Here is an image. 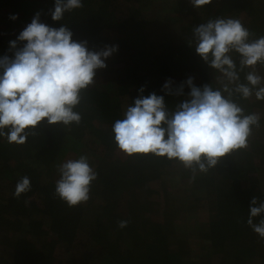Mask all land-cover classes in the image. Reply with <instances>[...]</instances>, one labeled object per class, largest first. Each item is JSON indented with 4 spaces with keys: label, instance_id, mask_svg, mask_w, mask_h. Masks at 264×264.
<instances>
[{
    "label": "trees",
    "instance_id": "trees-1",
    "mask_svg": "<svg viewBox=\"0 0 264 264\" xmlns=\"http://www.w3.org/2000/svg\"><path fill=\"white\" fill-rule=\"evenodd\" d=\"M82 4L53 21L55 0H0V58H14L26 43L19 34L37 14L51 28L67 27L90 51L117 49L82 92L78 125L42 121L23 145L0 138V264H264V238L246 223L252 198L264 201V99L255 90L247 99L232 96L245 115L260 116L247 148L206 173L194 174L166 157L129 156L117 148L112 132L141 96H162L172 110L188 97L189 78L196 87H220V74L195 51L194 29L209 19L233 18L257 39L264 36V0H212L201 8L191 0ZM231 55L239 71L240 57ZM253 70L264 77V63H258L239 71V82L246 83ZM168 81L171 95L163 88ZM182 84V94L175 95ZM81 155L98 178L89 201L69 207L54 195L57 165ZM172 173L178 176L175 188L163 185ZM24 176L31 190L17 198L15 186ZM124 220L129 223L121 229Z\"/></svg>",
    "mask_w": 264,
    "mask_h": 264
},
{
    "label": "clouds",
    "instance_id": "clouds-1",
    "mask_svg": "<svg viewBox=\"0 0 264 264\" xmlns=\"http://www.w3.org/2000/svg\"><path fill=\"white\" fill-rule=\"evenodd\" d=\"M212 0H191L196 8ZM82 0H55L53 21H60L64 13L82 8ZM15 19V17H13ZM67 27L51 28L39 21L37 14L19 34L18 41L26 42L15 51L14 58H0V138L9 144L23 145L29 131L42 121L48 125L79 124L82 116L75 111L81 103L82 92L95 81L96 71L106 67L105 60L117 50L116 46L101 51H90L86 42H76ZM252 33L239 19H209L194 29L195 51L212 69L220 74L214 88H202L186 81L188 97L170 110L162 96L150 94L134 100L123 119L114 122L112 132L117 148L129 155H148L177 160L194 174L206 173L221 158L247 148L254 127H259L260 116L244 114L233 99L238 93L244 99L253 95L264 99V77L255 70L240 83L239 71L264 63V36L250 39ZM12 49L16 42L10 43ZM240 57L241 68L232 58ZM171 81L164 84L167 94H173ZM234 86V87H230ZM184 85L174 93L181 95ZM143 92V88L140 90ZM27 130V131H26ZM59 179L54 195L69 207L85 204L90 199L91 185L98 173L89 159L81 155L57 165ZM31 190L28 176L15 186L14 196ZM264 201L253 197L246 223L260 238H264ZM128 221H120L123 229Z\"/></svg>",
    "mask_w": 264,
    "mask_h": 264
},
{
    "label": "rangeland",
    "instance_id": "rangeland-1",
    "mask_svg": "<svg viewBox=\"0 0 264 264\" xmlns=\"http://www.w3.org/2000/svg\"><path fill=\"white\" fill-rule=\"evenodd\" d=\"M178 176L177 175H174V173L172 174H169L167 176H165L163 178V181L166 183V184H163L164 186H171V187H177V178ZM261 178V183L262 185L264 186V175L260 177ZM162 186V185H161ZM151 187H153L157 192L160 190V188L157 190L158 186H156L155 184H151ZM170 188V187H169ZM88 231V227H83L82 230L80 231V234L82 235H85L86 236V232Z\"/></svg>",
    "mask_w": 264,
    "mask_h": 264
}]
</instances>
